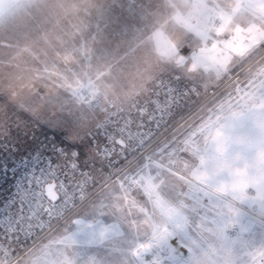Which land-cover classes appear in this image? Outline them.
I'll list each match as a JSON object with an SVG mask.
<instances>
[{
  "label": "rangeland",
  "instance_id": "1",
  "mask_svg": "<svg viewBox=\"0 0 264 264\" xmlns=\"http://www.w3.org/2000/svg\"><path fill=\"white\" fill-rule=\"evenodd\" d=\"M7 18L0 24L6 137L38 149L42 136L60 134L83 148L84 162L102 163L91 135L107 99L151 110L138 106L134 127L140 118L163 120L146 145L174 127L137 162L143 190L126 194L118 181L108 184L82 207L85 222H65L13 264H96L105 251L118 253L113 264H131L128 257L132 264H256L264 229L236 210L256 202L248 190L264 195V46L247 56L264 42V0H24ZM237 53L246 55L242 67L221 82ZM165 81L186 92L163 115ZM134 155L118 154L110 172ZM110 172L104 163L93 168L92 189ZM106 208L111 223L93 225L92 212ZM132 218L139 237L129 250L121 245L135 243ZM107 240L115 249H104Z\"/></svg>",
  "mask_w": 264,
  "mask_h": 264
},
{
  "label": "built area",
  "instance_id": "2",
  "mask_svg": "<svg viewBox=\"0 0 264 264\" xmlns=\"http://www.w3.org/2000/svg\"><path fill=\"white\" fill-rule=\"evenodd\" d=\"M161 81L162 79L158 80L157 84ZM165 83L166 85L159 91V93L165 91L167 94L161 102L165 105L163 111L160 109L158 111L163 115L170 113L180 102L178 96H183L186 92L184 86L172 89L166 81ZM210 93L212 96L216 92L211 90ZM84 94L91 97L88 90H84ZM93 101L98 105L102 99L95 98ZM104 102L107 114L91 135V139L94 142L96 140V143L98 136L104 140L98 151L102 163L83 160V163L88 165L84 171L78 166L77 153L80 150L73 147L69 151V146L55 133L42 136L44 145L38 149H31L23 147L18 141L6 137L0 131V264L15 263L108 184L118 181L126 194H133L147 186V179L137 167V162L147 157L150 148L174 127L161 133L152 144L146 145L149 137L161 131L163 120H158V117L153 121L149 118H140L138 127H134L131 123V113L141 106L145 109L142 113L149 116L151 114L149 108L137 101L130 109L118 108L110 99ZM118 138L126 142L125 147L117 142ZM128 148L133 149L134 157L125 159L122 166L111 173L118 154L125 153ZM103 163L111 175L101 186L92 189L93 168L101 169ZM50 183L55 184V191L58 194L56 200H52L47 194L46 187ZM247 194L250 197H257V191L253 188L248 190ZM61 199L63 204L59 210L53 208L52 205L59 204ZM239 207L255 219H263L257 200L248 206ZM238 231L237 227L232 228L233 233Z\"/></svg>",
  "mask_w": 264,
  "mask_h": 264
},
{
  "label": "crops",
  "instance_id": "3",
  "mask_svg": "<svg viewBox=\"0 0 264 264\" xmlns=\"http://www.w3.org/2000/svg\"><path fill=\"white\" fill-rule=\"evenodd\" d=\"M23 1L24 0H0V24L2 22H4V21L7 22L8 18L6 20L4 18L7 17V15L11 11H13V9H15ZM219 168L221 169L222 166H219ZM213 177L218 179V181H220L221 184L222 183L224 184V183L227 182V179L225 177H223L221 174L218 175V177H217V174H215ZM262 180H263V182L260 184V186L262 187V189H264V177H263ZM220 195L222 197V194H220ZM156 199L153 201V204H154L155 208L158 211H160V209L156 206V203H155ZM255 199L260 203V213H261L263 219L262 220H256L255 219L253 222L257 223L256 224L257 225L256 226V230H261V229H264V227L261 228L259 226V224L260 225H264V195L263 196L260 195V196L256 197ZM81 211H82V208L79 209L75 213V215L71 218V220H69V221L67 220L66 222H68V223L69 222H73V223L75 222L76 224L79 223L80 221L81 222H85L87 220V218H88V215H83V214L81 215L80 214ZM110 212H111V210L108 209V208H106V209H97V210L93 211L92 212L93 213L92 217L94 219L93 220V222H94L93 225H98V226H102V225H106V224L109 225V223H111V217H112ZM236 212L240 213L239 216L242 217V215H243L242 213H244L245 211L243 210V212H242L239 209H237ZM160 213L162 215H164L161 211H160ZM84 217L86 218L85 220L83 219ZM80 219H82V220H80ZM64 223L62 225H64ZM134 224H136V222H135L134 218H132L131 221H130V225H131V232H133V234H135V243L132 242L133 240H131V242L129 244L121 245L123 248H127L129 250H133L134 248L135 249L137 248L136 243L138 242V238L137 237H139V232L136 231V230L135 231L133 230ZM150 233H152V231ZM108 235H112V233H108ZM146 235H147L146 238H148V234H146ZM101 240L103 241L105 239L101 238ZM258 243H260V244H258L256 247H253V249H254V251H253V259L251 260V262L255 261L254 263H256V264H264V240L262 242H258ZM115 244L116 243H113L111 240L110 241L107 240V243L103 244V247H104V249H110V248L111 249H115V247H116ZM243 244H245V243H243ZM99 245H101V244H99ZM98 247H100V246H98ZM116 254H118V253L105 251V252H103L101 257L95 258L96 261H94V263H96V264H113L115 262L116 257H117ZM124 259H126V258H124ZM130 260H131V257H128L129 263L132 264L133 262L130 261Z\"/></svg>",
  "mask_w": 264,
  "mask_h": 264
},
{
  "label": "snow or ice",
  "instance_id": "4",
  "mask_svg": "<svg viewBox=\"0 0 264 264\" xmlns=\"http://www.w3.org/2000/svg\"><path fill=\"white\" fill-rule=\"evenodd\" d=\"M262 46H264V42H260L256 47H253V48L249 49V51L247 53L248 58L253 55V53L257 50L258 47H262ZM181 54L184 55V56H187L189 54V49H187V48L183 49ZM245 56H240L239 53H237L236 58L229 61V66L227 68V71L223 73V75L221 77V82H223V80H225L229 76H231V74L233 73L234 69L242 67V63L244 61ZM259 79H264V77H259ZM252 83L255 84L256 81L253 80ZM96 139H97L98 143H100V144L104 143V140L102 138H100L99 136ZM91 143H92V141H89V144H91ZM73 147H80L81 148L80 152L77 153L78 166L81 169V171L86 170L88 165L83 163V157L85 155V153L83 152V148L81 146H79V145H69V151ZM53 195L54 194L52 193V186H50L49 187V196L51 197ZM62 204H63V201L61 199L59 204H54V205H52V207L57 209V210H59V208L61 207Z\"/></svg>",
  "mask_w": 264,
  "mask_h": 264
},
{
  "label": "water",
  "instance_id": "5",
  "mask_svg": "<svg viewBox=\"0 0 264 264\" xmlns=\"http://www.w3.org/2000/svg\"><path fill=\"white\" fill-rule=\"evenodd\" d=\"M117 142L120 144V145H122V146H126V142L124 141V140H122L121 138H118L117 139ZM50 186H52V193L54 194L53 196H49V187ZM46 191H47V194H48V196L52 199V200H56L57 198H58V194L56 193V191H55V184L54 183H50V184H48L47 185V187H46Z\"/></svg>",
  "mask_w": 264,
  "mask_h": 264
},
{
  "label": "trees",
  "instance_id": "6",
  "mask_svg": "<svg viewBox=\"0 0 264 264\" xmlns=\"http://www.w3.org/2000/svg\"><path fill=\"white\" fill-rule=\"evenodd\" d=\"M22 116L27 117V116H25V115H23V114H22ZM57 135L60 136V134H57ZM83 158H84V157H83Z\"/></svg>",
  "mask_w": 264,
  "mask_h": 264
}]
</instances>
